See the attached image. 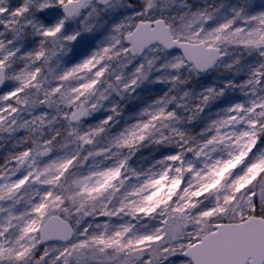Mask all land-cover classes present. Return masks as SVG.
I'll return each mask as SVG.
<instances>
[{
  "label": "snow or ice",
  "instance_id": "obj_1",
  "mask_svg": "<svg viewBox=\"0 0 264 264\" xmlns=\"http://www.w3.org/2000/svg\"><path fill=\"white\" fill-rule=\"evenodd\" d=\"M0 264H264V0H0Z\"/></svg>",
  "mask_w": 264,
  "mask_h": 264
}]
</instances>
